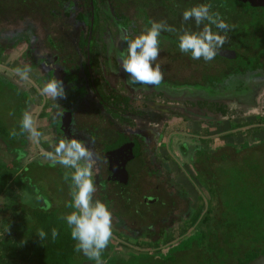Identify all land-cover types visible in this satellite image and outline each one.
Wrapping results in <instances>:
<instances>
[{"label": "rangeland", "instance_id": "obj_1", "mask_svg": "<svg viewBox=\"0 0 264 264\" xmlns=\"http://www.w3.org/2000/svg\"><path fill=\"white\" fill-rule=\"evenodd\" d=\"M74 1L79 4V11H72V8L70 17H66L63 15L66 9L60 5L59 0H0V65H7L13 69L8 70L0 66V129L6 133V135H4L5 133L0 134V264H22L35 250L33 244H19L12 238L11 233L21 231L23 223L30 220L27 215H23L19 211L18 203H25L32 209H48V205H41V203L46 204L42 197H45L49 191H58L57 185L54 183L57 176L54 168L45 169L37 163L38 159L45 163L52 162L45 157L43 152L53 151L58 143L52 125L57 118V107L62 103L66 105L63 102L64 98L53 99L42 93L52 106L42 110L43 117L39 126L35 125V132L38 135L27 133V138L22 141V139H18V136H14V133L24 131L21 124L19 125V120L24 113L32 117L33 124L37 122L33 113L37 110H34L35 106L29 112L23 109L22 97H25L22 95L23 89L29 93L32 104L36 105L40 102V97L35 94L24 75L32 78L41 88L49 80L48 69L54 67L53 61L56 57L55 49L49 44L50 40H53L62 55L70 58L71 61L77 62L83 59L78 40L86 26L77 22L74 16L81 12L84 17L88 18L89 0ZM201 2L210 3L211 10L220 13L221 18L229 25L225 33L224 46L234 47L242 54L248 53V45L245 44V41L253 36L255 31L253 32L247 26L248 17L244 16L237 7L229 6L223 2L217 0H96L100 23L103 25L97 40L102 47L104 74L110 85H114L115 89L122 93L144 99L152 106L155 105L152 108L153 111H149V109L147 112L141 111L145 114H152L147 118L135 119V122L127 118L115 119L117 124L123 126V129L133 127L139 130L149 129L155 136L152 144L148 145L145 157L146 169L149 171L146 172L147 170L144 169L136 180L140 197L132 203V210L128 209L130 202L125 203L118 197L116 201L107 204L112 213L113 236L104 251L110 253L114 248L111 254H114V250L128 254L125 258L121 254H114L116 259H128V264H133L134 258L143 263H154L174 256L177 264H196V255L203 258L204 251L201 249L198 252L194 244L189 247V250L186 247L187 251L183 254L177 253L188 243L189 239L197 238L196 236L199 234L194 228H191L186 235L155 251L154 254L157 255L149 252L151 247L147 248L149 253H141L143 249L138 244L153 245L162 240L165 241V236H170L172 228L182 227L183 223L192 218L194 209L198 205L197 191L193 189L187 179H184L181 169L184 168L194 174L193 164L185 154L190 153L189 147L191 149L194 145L202 144V141L197 138L203 130L200 126L202 122L209 126L208 134L215 137L229 131L232 124L241 121L264 120V96L258 98L259 96L255 95V97L249 98L250 100L240 103L229 98L208 99L202 94L191 93L193 91L188 89L163 93L152 91L149 89L150 87L137 88L136 90H129L125 87L124 71L119 66L118 59V52L123 50V43L120 39L121 31L115 22V13L126 15L140 24L142 21L138 20L136 16L141 12L139 10L143 9L146 10L151 21H163L170 26L179 28L182 23V11ZM237 6L248 12V3ZM185 23L189 26L192 25V21ZM113 58L115 68L113 67L114 61L112 62ZM200 61L202 60H194L182 53H167L164 46L155 63L160 65L163 79L176 81L179 86L195 83L201 75L215 74V70L218 73L224 68L222 61L211 60L203 61V63ZM235 62L241 64V60ZM111 67L114 68L113 71L110 70ZM81 118L83 121H87L85 117ZM110 124H108V129L103 132L104 140L108 141L113 138V129ZM16 137L17 139H15ZM223 142L231 143L230 151L239 145L253 144L252 150L257 153L255 155L259 158L263 157L264 132L249 134L244 130L236 136L225 138ZM220 143L218 141L210 146L213 147L214 144ZM183 145L187 146L188 153L181 152ZM53 164L62 168L58 169L57 167L58 171L66 172L63 175L64 178L70 177L71 169L68 170L58 163ZM245 164L248 166V161ZM94 167L95 165L92 169L93 176L94 170H96ZM20 169L25 170L23 177L36 174L37 177L42 178L39 179L41 181L39 182V191L29 190L19 183ZM152 171L154 174L151 173ZM230 173H233L231 177H229L230 175H219L222 180L221 188L229 189L228 192L221 195L223 199H228L236 194L234 186H227L230 179L234 177V172L230 171ZM235 179L238 181L237 188L243 187L247 191L249 187L254 190L253 194L257 197L264 193V183L253 181L254 179L248 181V172L240 177L237 175ZM69 181L71 182V178L67 182ZM199 182L201 179L198 181L195 177L194 186L203 190ZM66 191L67 189L63 187L62 192L66 194ZM67 192L70 193V191ZM35 195L39 199H36L34 203L33 196ZM143 197L149 200L154 199V201L148 202L145 206L141 202ZM94 198L102 200L101 197L95 196ZM138 201H140L139 205ZM135 208L142 212L138 213ZM114 234L126 238L128 245L121 244L120 239L118 240ZM238 239L241 238L238 237ZM120 241L123 243V240ZM255 246L264 249V242ZM138 248L140 249L137 250ZM232 250L236 251V255L232 254ZM248 250H251V247L246 243H240L235 249H227L225 264H237V257ZM104 264L108 263L104 262ZM116 264L125 263L118 261ZM163 264L171 263L164 262Z\"/></svg>", "mask_w": 264, "mask_h": 264}, {"label": "flooded vegetation", "instance_id": "obj_2", "mask_svg": "<svg viewBox=\"0 0 264 264\" xmlns=\"http://www.w3.org/2000/svg\"><path fill=\"white\" fill-rule=\"evenodd\" d=\"M217 1L223 2L224 4H228L232 7H237L244 16L248 17L247 26L251 28L253 32L255 31L253 36L245 41V44L248 45V53L242 54L238 49L234 47L223 46L220 50L229 51L228 56L217 54L212 59L213 61H222L224 63V68L222 69V71L216 73L215 70V74L211 75L203 74L200 76L197 82L184 84L182 85L184 86L183 88H181L182 86H179L176 81H169L167 79H162L159 85H144L141 83L130 84L129 77L124 72L123 82L125 84V87L129 90L150 87L149 89L152 91L156 90L163 93H171L173 90L179 91L181 89H188L193 91L191 93L202 94L208 99L221 100L229 98L234 99L240 103H243L245 100H250L249 98H253L255 97V95H258V98H262L264 96V82L262 83L261 81L264 79V9L259 10L260 8L255 6V4H257L259 0ZM247 3L248 12L241 10L237 6L238 4ZM253 9L255 11H253ZM139 11L141 12L138 13L136 18L142 21L140 24H137V21L135 22V20L128 18L126 15L115 13V22L120 31L126 29L130 34H137L147 26L145 21L150 22L151 20L146 10L140 9ZM63 15L69 17V15H67L65 12L63 13ZM78 15L79 14L74 17L76 18ZM90 17V14H88V19ZM96 17L98 20L96 24V42H99L97 38L100 37V30L103 25H101L100 23L99 13L96 14ZM52 41L53 40H51L49 44L53 49H55L56 57L53 61L54 67H49L48 69V79L56 78L61 81L65 92L63 96L65 101L63 102H65L66 104L63 105L62 103L56 109L57 118L52 125L53 133L57 135V139L59 142L60 140L68 137V134L71 130V133H73L75 137L81 138L93 152V165H95L94 168L96 169L94 170L95 173L93 176V182L96 191L95 194H93V197H101L102 201L106 204H110L112 201H116L118 197V199H121L125 203L130 202L129 204L131 205L128 204V209L132 210V203L137 201L139 199L138 197H140L136 180H138L140 173L143 172L144 169L145 171L147 170V161L145 157L147 154L148 145L152 144L155 136L149 129L139 130L138 128L135 129L134 127V129H123V126L117 124L115 119L123 120L127 118L134 121L135 119L147 118L149 116H152V114L150 112V114H145L141 111L144 110L147 112L148 109L149 111H151L155 105L152 106L144 99L137 98L130 94L122 93L115 89L113 84V86L110 85L108 78L104 74V66L102 61L103 54L101 52L102 47L100 44L98 47L99 54L97 59L89 55L87 57V60L85 61L82 59L81 61L74 62L71 61L70 58L62 55L61 50H59L56 44L53 43L54 41ZM122 43V49H124L125 43L123 41ZM164 46L166 47L167 53L175 52L181 54L177 47L175 33L163 31L161 32V35L159 37V47L161 49ZM232 53H234L233 56ZM186 55L189 56L188 54ZM62 58H64L66 61H63ZM200 60H202L200 62L203 63L204 60ZM236 60H241V64H237L235 62ZM112 62L114 65L113 67L115 68L114 58L112 59ZM84 65L86 66V69H82ZM0 66L8 70H13L7 65ZM113 67L110 68L111 71H113ZM24 77L27 82H30L31 88L33 89L35 94L40 97L39 104L34 105L35 103H31L29 93L25 92V90L23 89L24 93H22V95L25 94L27 96L22 97V101L24 102V110L29 112L34 106V110L37 109L36 112L33 111L35 118L37 119L36 124L35 122L33 124V128L35 130V125L36 127L39 126L38 124L43 117L42 110L49 109L52 105L46 100L44 94H42V88L38 86L37 83L28 75H24ZM230 84L234 85V87L229 90L228 88H225ZM239 85L241 87L245 85L246 88L243 89V87H240L241 89H239L237 87ZM223 91L225 93L221 94V92ZM110 93L112 94L109 95ZM81 117H85L87 121H83ZM104 122H106V124H104ZM108 124H110L113 129V138L110 141L104 140L103 137V132L108 129ZM200 126H202V132L206 129L208 130L209 127L206 126L205 122H202ZM251 126H258V124ZM235 130L237 129L230 128L229 131L225 133H235ZM23 132L26 133V135L28 133L26 131ZM26 135L21 138L22 141L27 138ZM201 137H203V135L201 134L197 136V138L199 139ZM44 152L47 153L48 151ZM45 153L43 154L45 155ZM37 164H39V166L46 165L48 169L54 168V172H56L55 170H57L58 167L52 162L45 163L40 159H38ZM58 169L62 168L58 167ZM148 171L149 170H147L146 172ZM181 172L184 174V179H187L189 181V184L193 186V189L197 191L196 199L198 201V205L194 209L192 218L183 223L182 227H177L175 229L172 228L170 230V236H165V241L162 240L151 246L149 250V252L151 251V254H154L155 251L159 250L160 247H158L157 245H160L164 242L167 243L175 241L183 235H186L191 228H194L196 230V227L194 226L189 228L188 231L182 233L181 235H177L180 230H183L187 227V224H198V219H195L198 208L201 204L202 199L204 200V198H208L203 190L200 191L194 186L193 180L196 177L195 172L194 174H192L186 171L184 168L181 169ZM151 173L154 174L153 171ZM57 175L61 174L59 173ZM70 185L71 182L68 185L69 190L67 191H70ZM67 191L66 194L65 192L62 194L60 193V191H56L57 195L55 196L51 195L52 191H50V195L44 197V202H46V204L44 205L43 203H41V205H48V207L54 208L67 207V211H71L72 209L68 206L71 202V199ZM152 201H154V199L149 200L143 197L141 202L143 205L147 206V203ZM139 202L140 201H138V205ZM204 202L206 203V200ZM135 210L138 213L142 212L138 208H135ZM116 237H118V240H123V243L119 240L121 244L128 245L126 238H121L117 235ZM139 249L140 248H138L137 250ZM142 249L144 250V248ZM186 251L187 248H181L177 251V253L183 254V252ZM225 260L226 257L221 261L225 264Z\"/></svg>", "mask_w": 264, "mask_h": 264}, {"label": "trees", "instance_id": "obj_3", "mask_svg": "<svg viewBox=\"0 0 264 264\" xmlns=\"http://www.w3.org/2000/svg\"><path fill=\"white\" fill-rule=\"evenodd\" d=\"M59 3L62 7H65V13L69 15V17L72 8V11H79V4L77 1L59 0ZM255 6L259 7V10L264 9V0H259ZM88 8L91 16L89 19L84 17L81 12H79V15L74 18L81 25L86 26L78 40V45L84 56V61L87 60L89 55L97 59L99 54V44L96 42V24L98 21L96 17V14L98 13L96 0H89ZM253 11L255 10L253 9ZM145 22L147 26H149V22ZM62 60L66 61L64 58H62ZM82 69H86V66L84 65ZM233 87L234 85L230 84L225 88H228L229 90ZM237 87L239 89L242 87L243 89L246 88L245 85L242 87L239 85ZM224 93V91L221 92V94ZM111 94L112 93L109 95ZM23 96L26 95L24 94ZM10 99L12 100L11 96ZM256 124H258V126H251ZM231 128L237 129L235 130V133H225L221 136L215 137L209 136L207 129L200 132V134L203 135V137L199 139L202 141V144L194 145L191 149L189 147L190 153L187 152V146H181V152L188 153L185 155L193 164V170L196 174L197 180L199 181V179H201L202 183L199 182V184L203 187V190L208 197L207 199H202L198 208L195 218L196 220L198 219V224H187L186 228L177 233L179 236L188 231L189 228L194 226L196 227L199 235L196 236V239H189L188 243L183 247H192L194 244L198 249V252H200L201 249L204 251L203 258H199V256L196 255V264H224L221 260L227 257V249H235L240 243L250 245L251 250H248L241 256H238L237 264H246L259 254H264V249H260L255 246L258 243L264 242V193L257 197L253 194L254 190L249 187L247 191L243 187L237 188L238 181L235 179L237 175L240 177V175H244L248 172V181H252L251 179H254L253 181H262V183H264V154L263 157H257L255 155L257 153L252 150L253 144L248 146L239 145L234 147L233 151H230L229 147H232L230 146L231 143L223 142L225 138L232 135L236 136L244 130L249 134L264 132V120L241 121L236 124H232ZM4 133L5 132L0 129V134ZM70 134L74 135L73 133H69L68 135ZM4 135H6V133ZM24 135H26V133L22 131L14 133V136H18V139L23 138ZM15 139H17V137ZM77 139L83 141L81 138ZM218 141L221 143L218 145L214 144L215 146L213 147L210 146ZM247 161L248 166L245 164ZM4 167L11 168L12 166ZM42 167L45 169L47 168L46 165H43ZM19 171V183L27 184L32 190L38 191L39 182H41L39 179L42 178H39V176L37 177L36 174H31L30 177H23L25 170L20 169ZM55 171L57 174L61 173V175L56 176L54 183L57 185L58 191L63 194V187L69 190L68 185L70 182L67 181L70 177L67 179L64 178L63 175L66 174L64 170ZM230 171L234 172V177L231 178L232 182L230 179L227 186H234L236 194L228 199H223L221 195H223L224 192H228L227 190L229 189L223 187L221 188L222 180H220L219 175H230L229 177H231V174L233 173H230ZM51 184L53 185L52 180ZM43 187L45 188V186ZM196 188L201 191L200 187ZM205 200L206 203L204 202ZM18 209L23 215H27L30 220L23 223V229L21 231L11 233L13 235L12 238L19 244H33L35 246V250L32 255L25 259L22 264H93L92 261L88 260V258H86L82 253L77 252L74 248L75 242L72 240L69 230L62 219L63 215L70 212L67 211V207L32 209L25 204L18 203ZM53 228H55L58 233L55 240L51 237V230ZM38 230H43L46 233L45 238L40 239L37 235ZM238 237L241 239L237 240ZM167 243L164 242L157 246L161 249L163 248L162 246L167 245ZM138 245L144 248L143 252H141L143 254L149 253L147 248L152 246L149 244ZM113 249L114 248H112V250ZM112 250L110 253H106L103 250L101 253V260L103 262L116 264L118 261H122L125 264H128V259H124L128 254H123L120 251L114 250V254H121L124 256L123 259L119 260L116 259L114 254H111ZM232 254L236 255V251L232 250ZM156 258L159 259L158 257ZM164 262L177 264L176 259L170 256L162 259V262L156 261L154 263H143L134 258L132 263L163 264Z\"/></svg>", "mask_w": 264, "mask_h": 264}, {"label": "clouds", "instance_id": "obj_4", "mask_svg": "<svg viewBox=\"0 0 264 264\" xmlns=\"http://www.w3.org/2000/svg\"><path fill=\"white\" fill-rule=\"evenodd\" d=\"M181 18L179 28L163 21H150L149 26L137 34L121 30L120 39L125 43V48L118 52V59L130 84H160L163 76L160 65L155 61L161 51L159 37L162 31L175 33L179 51L194 60L211 61L224 46L229 25L221 18L220 13L211 10L210 3L201 2L184 9ZM188 21H192L191 26L185 23ZM41 91L53 99L65 94L61 81L56 78L47 80ZM20 124L24 131L38 135L29 114L22 115ZM45 156L53 163L71 169V202L68 206L72 210L63 215L62 219L75 242V250L93 264H104L101 253L112 237V213L105 202L93 197L96 191L92 171L93 152L83 141L70 134L60 140L53 151L45 153ZM37 235L43 239L46 233L38 230ZM57 236L58 233L53 228L52 239L55 240Z\"/></svg>", "mask_w": 264, "mask_h": 264}, {"label": "water", "instance_id": "obj_5", "mask_svg": "<svg viewBox=\"0 0 264 264\" xmlns=\"http://www.w3.org/2000/svg\"><path fill=\"white\" fill-rule=\"evenodd\" d=\"M219 55H223V56H228L229 51H224V50H219L218 51ZM234 55V53H232V56ZM262 83L264 82V79L261 80ZM246 264H264V254H259L257 257H255L253 260L249 261Z\"/></svg>", "mask_w": 264, "mask_h": 264}, {"label": "crops", "instance_id": "obj_6", "mask_svg": "<svg viewBox=\"0 0 264 264\" xmlns=\"http://www.w3.org/2000/svg\"><path fill=\"white\" fill-rule=\"evenodd\" d=\"M43 153H45V152H43ZM22 185H24V187H27L29 190H32L27 184L22 183ZM38 191H39V190H38ZM27 192L30 194L29 191H27ZM49 195H50V191L46 194V196H49ZM51 195L55 196V195H57V193L54 192V191H52ZM46 196H45V197H46ZM42 198H44V197H42ZM36 199H39V198H37L36 195L33 196L34 203H35V200H36ZM31 203H32V202H31ZM24 204H25V203H24ZM167 244H168V243H167ZM165 246H166V245H165Z\"/></svg>", "mask_w": 264, "mask_h": 264}]
</instances>
